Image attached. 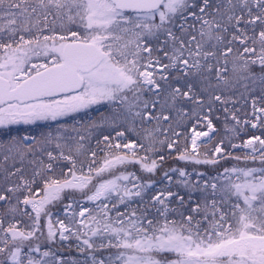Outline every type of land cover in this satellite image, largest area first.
I'll return each mask as SVG.
<instances>
[{"label":"trees","instance_id":"obj_1","mask_svg":"<svg viewBox=\"0 0 264 264\" xmlns=\"http://www.w3.org/2000/svg\"><path fill=\"white\" fill-rule=\"evenodd\" d=\"M225 2L187 0L186 6L170 18L175 46L195 48L197 42L190 38L198 39L194 30L197 17L217 26L214 30L217 44L203 46L197 57H161L167 49L161 37L149 42L152 57L146 60L150 66L141 69L151 73L157 88L146 89L148 107L133 121L97 125L86 136L87 147L83 152L76 153L47 141L50 130L45 125L4 133L0 137L1 155L10 149L13 153H34L38 160L37 168L28 173L25 186L16 190L23 202L17 211L10 212L9 218L11 225L20 223L17 228L22 232L0 241V264H15L17 255L39 252L50 253L55 263L58 260L57 264H111L110 258L116 257L120 262L121 256H126L129 264H258L257 257L264 255V251L253 250L251 245H233L203 254L170 245L158 249L121 243L97 245L70 231L63 240L57 226L58 221L71 226L70 216L62 214L69 204H73L72 211L77 213V204L88 206L96 202L102 188L116 180L134 178L151 194L178 190L184 196L188 190L181 181L201 184L234 169L264 172V127L262 123L254 129L249 124L241 126L243 120L249 118L251 103L264 111V82L247 83L245 88L234 83L241 74L264 77V59L255 60L264 53V0H228V5ZM181 25L185 34L182 27L179 28ZM36 31L39 29H29L24 37L32 38L31 34ZM70 32V27L57 25L44 33L66 36ZM12 40L14 37H0V48L20 49L19 43L14 44ZM158 46L161 51H157ZM246 48L250 49L249 57L253 59L248 62H238V57L222 54L228 51L235 56ZM107 69L108 65L101 62L89 71L95 78L106 80ZM137 81L140 84L139 79ZM141 88L145 89L142 85ZM118 94L132 98L135 87L119 89ZM111 109L109 103H86L80 123L101 119L111 113ZM233 118L239 123L235 134L230 132ZM209 126L214 129L209 140L199 143L196 150L191 149V133L205 131ZM116 133L123 136L117 142L118 149ZM21 134L30 140L25 142ZM250 137L263 141L260 152L251 154L236 146ZM127 143L135 146L131 152L123 149ZM217 148L220 151H216ZM110 149L109 157L104 158V152ZM18 162L16 158L15 163ZM78 164L81 165L79 172ZM6 194H9L7 186L0 184V196ZM192 196L199 199L198 194ZM3 205L0 203V211ZM117 261L113 264H120Z\"/></svg>","mask_w":264,"mask_h":264},{"label":"rangeland","instance_id":"obj_2","mask_svg":"<svg viewBox=\"0 0 264 264\" xmlns=\"http://www.w3.org/2000/svg\"><path fill=\"white\" fill-rule=\"evenodd\" d=\"M225 3L228 5V0ZM186 4L187 0H164L155 12L141 14L117 11L104 0H0V37H14L12 42L19 43L20 48H0V77L6 79L11 88L46 66L63 63L62 47L70 41L95 44L102 53L96 64L105 62L108 65L106 80L95 78L89 70L82 71L81 87L73 93L44 96L29 102H0V137L4 133H17L22 129L45 125L50 130L46 135L47 141L80 153L87 147L85 139L89 131L97 125L133 121L138 114L144 113L143 109L150 103L146 89L157 88L151 73L141 69L150 66L146 60V57H152L149 42H156L161 37L162 43L167 46L161 57H197L203 46L218 42L214 34L217 26L197 17L194 30L198 39L190 38V41L197 42L195 48L188 50L187 47L175 46L176 37L171 31L173 22L170 18H174ZM57 25L70 27L72 32L66 36L44 33ZM180 27L184 30L183 25ZM29 29L39 31L26 39L24 33H28ZM157 51H161V46ZM249 53L250 49L246 48L235 56L228 51L222 54H231L230 57H238V62L243 63L252 59ZM263 59L264 53L255 58L256 61ZM233 61L236 62V59ZM101 71L103 74L104 70ZM259 82H264V77L241 74L234 80L235 84L244 88L247 83ZM130 86L135 87V95L132 98L120 97L118 90ZM95 102L111 104V113L89 123H80L79 118L84 115L81 111L86 103ZM250 105L249 118L254 120L245 118L241 126L249 124L254 129L262 123L264 127L263 109L253 103ZM233 119L230 132L235 134L239 123ZM213 130L209 126L205 131H193L191 148L196 150L199 143L208 141ZM21 137L25 142L30 140L24 134ZM114 139L116 148H120L117 142L123 139L122 134L116 133ZM236 146L255 154L261 151L263 141L250 137ZM134 147L133 143L123 145V149L129 152ZM110 151L104 152V158L109 157ZM4 152L0 154V184L7 186L9 194L0 196V203L4 204L0 211V241L8 235L22 232L17 228L19 222L11 225L9 214L17 211L23 202L16 190L25 186L28 173L38 166L34 153H13L10 149ZM15 157L19 159L18 164ZM80 166L78 164L77 172ZM208 182H211L209 186ZM180 183L188 190L184 196L178 190L151 194L134 178L107 184L96 202L88 206L77 204V213H73V204H69L62 214L70 216L71 226L57 222L59 237L67 239L70 231L97 245L121 243L152 249L170 245L201 254L233 245H251L253 250L264 251L263 171L234 169L208 178L201 184L197 181ZM194 194H198L199 199H194ZM257 258L258 264H264V255ZM115 261L116 257L109 259L111 264ZM57 263L58 260L55 263L48 252L19 254L15 261V264ZM118 263L129 264V261L126 256H121Z\"/></svg>","mask_w":264,"mask_h":264},{"label":"water","instance_id":"obj_3","mask_svg":"<svg viewBox=\"0 0 264 264\" xmlns=\"http://www.w3.org/2000/svg\"><path fill=\"white\" fill-rule=\"evenodd\" d=\"M120 12H149L163 0H108ZM63 63L49 65L29 75L14 87L0 77V102H29L44 96L77 91L82 84L79 71L88 70L102 57L90 42L71 41L62 47Z\"/></svg>","mask_w":264,"mask_h":264},{"label":"flooded vegetation","instance_id":"obj_4","mask_svg":"<svg viewBox=\"0 0 264 264\" xmlns=\"http://www.w3.org/2000/svg\"><path fill=\"white\" fill-rule=\"evenodd\" d=\"M146 13H149V12H146ZM142 14V13H141ZM145 14V13H144Z\"/></svg>","mask_w":264,"mask_h":264}]
</instances>
